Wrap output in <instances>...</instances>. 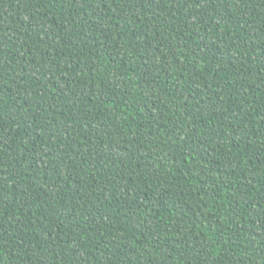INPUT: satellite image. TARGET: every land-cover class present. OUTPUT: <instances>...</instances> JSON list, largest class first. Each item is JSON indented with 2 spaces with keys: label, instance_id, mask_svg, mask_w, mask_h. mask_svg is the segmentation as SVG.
Listing matches in <instances>:
<instances>
[{
  "label": "trees",
  "instance_id": "1",
  "mask_svg": "<svg viewBox=\"0 0 264 264\" xmlns=\"http://www.w3.org/2000/svg\"><path fill=\"white\" fill-rule=\"evenodd\" d=\"M0 264H264V0H0Z\"/></svg>",
  "mask_w": 264,
  "mask_h": 264
}]
</instances>
